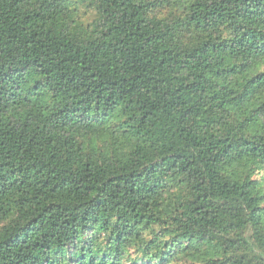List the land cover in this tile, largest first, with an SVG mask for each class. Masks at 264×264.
<instances>
[{
    "label": "trees",
    "instance_id": "trees-1",
    "mask_svg": "<svg viewBox=\"0 0 264 264\" xmlns=\"http://www.w3.org/2000/svg\"><path fill=\"white\" fill-rule=\"evenodd\" d=\"M0 264H264V0H0Z\"/></svg>",
    "mask_w": 264,
    "mask_h": 264
}]
</instances>
